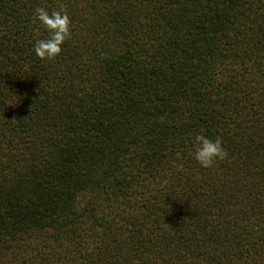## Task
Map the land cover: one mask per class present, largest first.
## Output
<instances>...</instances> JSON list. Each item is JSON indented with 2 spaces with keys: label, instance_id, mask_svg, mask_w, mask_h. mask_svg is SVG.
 Returning a JSON list of instances; mask_svg holds the SVG:
<instances>
[{
  "label": "trees",
  "instance_id": "obj_1",
  "mask_svg": "<svg viewBox=\"0 0 264 264\" xmlns=\"http://www.w3.org/2000/svg\"><path fill=\"white\" fill-rule=\"evenodd\" d=\"M0 264H264V0H0Z\"/></svg>",
  "mask_w": 264,
  "mask_h": 264
},
{
  "label": "clouds",
  "instance_id": "obj_2",
  "mask_svg": "<svg viewBox=\"0 0 264 264\" xmlns=\"http://www.w3.org/2000/svg\"><path fill=\"white\" fill-rule=\"evenodd\" d=\"M33 19L39 22L46 32L43 38L33 42L34 54L39 59H53L61 53V45L70 36L69 16L63 8L49 11L45 7H36ZM192 147V157L202 168H211L215 162L227 157V151L219 136L210 138L197 133L193 138Z\"/></svg>",
  "mask_w": 264,
  "mask_h": 264
}]
</instances>
